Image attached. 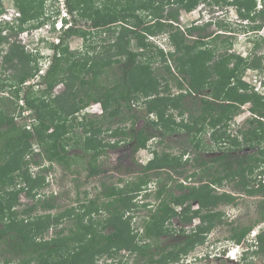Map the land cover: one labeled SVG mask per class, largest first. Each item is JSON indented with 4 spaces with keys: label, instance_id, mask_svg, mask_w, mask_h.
I'll return each mask as SVG.
<instances>
[{
    "label": "trees",
    "instance_id": "1",
    "mask_svg": "<svg viewBox=\"0 0 264 264\" xmlns=\"http://www.w3.org/2000/svg\"><path fill=\"white\" fill-rule=\"evenodd\" d=\"M46 1L15 0L21 13L15 19L17 25H7L9 32L4 34L3 26L7 23L0 25V44H8L2 62L15 71L13 76L0 78V88L8 85L12 96L0 97V254H10L0 264L15 260V264H123L121 252L133 257L131 264H172L202 244L209 231L223 222L218 204L235 203L237 198L234 193L217 190L224 184L247 195L263 197L258 204L259 217L250 225L234 228L229 236L232 241L241 242L255 223L264 221V182L261 180L264 94L246 83L241 74L247 67L262 70L264 66L260 57L248 60L240 54L229 53L232 41L228 40L226 45L225 39H221L225 51L211 64L207 61L218 43L211 48L206 46L205 38L211 33H206L205 28L213 21L186 29L175 23L180 10L189 12L201 2L235 6L253 21L264 17V5L257 11L256 0H65L71 16L69 26H81L77 31L83 38L85 55L75 58L70 54L69 30L65 29L60 42H50L54 49L52 60L38 73L41 57L27 52L15 37L35 25L27 22L39 21V12L43 11ZM36 2L38 6H34ZM50 2L57 3V0ZM217 22L218 27L224 28L221 30L227 31L225 22ZM260 27L261 24L249 26L252 30ZM97 30L107 32L110 37L107 45L94 44L91 40ZM193 32L196 38L189 43L187 36ZM160 33H166L172 51L164 52L154 42L145 41L147 35ZM220 34L225 33L217 32L211 37ZM151 47H155L156 54L150 57L147 53V58L144 52ZM58 52L59 56L55 57ZM156 58L165 62L161 71L151 63ZM171 59L173 70L168 63ZM36 76L38 82L25 86L21 95L34 113V120L27 128L15 121V115L17 109L21 115L18 99L23 83ZM167 77L175 81L177 92L173 93ZM59 83L64 88L54 93ZM34 85L43 88L34 91ZM186 96L191 97L195 106L184 105ZM91 102H99L102 112L88 117L83 110ZM245 104L250 115L232 134L228 128L230 122ZM140 120L143 124L137 128L136 122ZM208 130L209 138L222 150L215 157L203 159L195 152L190 157L187 147L179 154L153 149L152 158L130 171L135 172L131 179H119L123 184L107 185L102 181L100 194L87 202L81 201L56 214L32 215L37 208L49 211L57 206L53 195L36 197L47 184L41 172L49 170L50 165L36 172L31 170L30 162L39 164L26 158L32 157L34 150L50 163L69 169L75 162L74 155L68 152L73 140L74 146L90 155L89 175H96L102 171L97 164L98 157L107 149L117 148L120 142L131 144L134 155L147 147L151 138L184 132L188 136L186 142L202 150L208 146L201 141V135ZM245 148L257 149L247 153ZM191 161L201 173L194 170L184 175L183 167ZM162 172L166 175L164 178ZM151 173L159 177L154 190L156 205L148 207L140 229H134L131 211L140 207L136 197L149 196ZM174 175H184L186 179L196 176L199 183L190 185L179 181L172 185L168 181L174 180ZM20 192L32 199V204L17 208L22 205ZM194 203L196 208L192 207ZM142 205L147 207L150 203ZM172 205L181 208L175 210ZM94 214L103 216L94 218ZM63 219L68 220L69 226L58 228L46 238V233ZM173 219L177 220V226L172 228ZM194 219L199 222L193 224ZM166 234L181 238L170 242L163 239ZM256 240L257 248L242 257L246 259L245 264H251L250 260L247 263L251 254H264V229ZM100 258L104 259L101 263Z\"/></svg>",
    "mask_w": 264,
    "mask_h": 264
},
{
    "label": "rangeland",
    "instance_id": "2",
    "mask_svg": "<svg viewBox=\"0 0 264 264\" xmlns=\"http://www.w3.org/2000/svg\"><path fill=\"white\" fill-rule=\"evenodd\" d=\"M256 2L258 11V9H260V7L264 5V0H256ZM1 5L3 12L0 13V25L2 27L3 25H5V23H7L6 26H3L4 29L2 33L4 34L9 32V27L7 28V25H17L18 22L15 21V18L20 17L21 13L15 5V0H1ZM34 6H38V3H34ZM42 10L43 11L39 12V21L36 22L30 20L26 24L32 23L35 25L30 28H25L23 31H20L15 37V39L19 41V43L24 45V48L27 52L32 53L33 55L36 54L37 56L41 57L38 61V64L40 65V70L38 73L43 72L52 60L54 49L52 48V45H50L52 44L50 42H60V36L63 34V31L65 29L69 30L67 44L69 49L68 51L70 52V54H74L75 58H80L85 55L83 38L80 37L77 31L81 26H69L71 16L67 11L64 2H61V0H57V3L55 2L52 4L50 0H48L46 1V4L42 8ZM144 19L147 20L148 17H145ZM59 20H62L63 25L60 28H56L55 23ZM210 20L213 21L212 24L207 25V27L205 28L206 33H211L210 36L205 38L206 46L211 48V46H214L217 43L218 44L216 45L217 48L212 53V58L207 62L212 64L215 59L217 60L225 51V45L221 44H226L228 40H231L232 45L230 46L231 48L228 50L229 53L232 52L240 54L242 57H247L248 60L260 57V63L262 66H264V17L262 19L257 18L255 21H253L251 18H247L246 16H244L242 10L236 8L235 6L221 7L201 2L196 6V8L189 12L180 10L178 20L175 24L179 25L181 29H186L190 25H202ZM217 21L225 22L227 26V29L225 30L227 31L224 32L223 30H221L224 28L218 27ZM253 24H261V27L257 30H252L251 28H249V26ZM217 32L225 34H220L218 37L212 38V34H215ZM109 38L110 37L108 36L106 31L97 30L94 31L91 40L94 41V44L104 46L107 45V39ZM195 38V32L187 36V40L189 43H192ZM12 39H14V37H10V40ZM215 39L217 42L215 41ZM221 39H225V42L222 43ZM220 40L221 42H219ZM145 41L154 42L156 45L162 48L164 52L173 50V46L169 42L166 33H160L154 36L147 35ZM254 41H258V43L254 44ZM131 43L135 48V41L132 40ZM7 49L8 44H0V78L13 76L15 73L13 69L6 68V64H3L2 62V55ZM144 53L145 57L147 58V53L150 55V57H153V54H156V49L155 47H151L145 50ZM58 56L59 52L56 54L55 57ZM145 57H143V59ZM151 63L153 64V67H159L161 71V67L165 62H162L161 60L156 58L153 59ZM168 63L171 65V69L173 70L174 62L172 61V59L168 60ZM229 66H231V64H229ZM164 73L165 75H167L166 72ZM167 78L173 93L177 92L178 89L175 86V81L173 79H170L169 77ZM241 78L249 85H252L256 89H258L261 94H264V67L262 70L247 67L242 72ZM37 82V76L33 79H28L27 84H25L24 82L22 90L20 92V96L23 94V88H25L26 85H29V83ZM42 88V86H33V89H35L34 91H39ZM63 88V83L57 84L54 88V93L62 91ZM10 89L11 88L8 85L4 86L3 88H0V97L11 96ZM206 89L208 90L209 88L207 87ZM206 89L204 90V93L207 91ZM21 97L18 99V104H21V102L19 101ZM183 103L185 106L188 107L195 106L190 96H186L183 99ZM247 108L248 104L243 105L241 107L240 112L235 115L233 121L230 122L228 128L232 134H235L236 130L238 128H241L244 123V120L250 115V112ZM21 110L23 112V115L21 116H18L19 109L16 110L17 115H15V121L18 124H26L28 122V119H31V113L29 114V110H27L24 105L21 106ZM101 110V106L98 104V102H91L90 105L87 106L85 110H83V112L86 111L88 117H91L92 115L99 114ZM78 115L79 117H81L80 114ZM151 118L154 119L155 116L152 115ZM142 124L143 121L140 120L136 122L135 126L139 128ZM103 127H106V124H104ZM76 131L79 132L80 129L76 128ZM157 132L158 131H156V133ZM209 134L210 130L204 132L201 135V141L208 146L202 150H197L193 146L188 144L186 142L188 136L184 132L169 133L168 135H158L154 138H151L148 141L147 147L139 149L134 155L131 153V144L120 142L117 148L107 149L106 152H104L98 157L97 164L100 165L102 171L96 175H89V167L87 162L89 160L90 155L83 153L80 147L74 146L73 140L68 147V152L74 155L75 162L71 165L69 169H64L62 165L56 162L50 163L41 155L36 153V151L34 150V154L32 157L26 156L27 159L39 161V164H32V162H30L31 170L36 172V170L39 171L41 167H46L50 165L49 170L47 169L46 171L41 172L43 175H45V182L47 184L44 188L38 191L39 194L36 197L41 196L40 198L42 199L43 197H50L53 195L57 206L49 211L37 208L34 212H32V215H41L47 212L56 214L65 209L66 207L78 205L81 201L87 202L89 198H94L95 196L100 194L102 189V181H105L107 185H117L118 183L120 185L123 184V182H120L119 179H131V177L134 176L135 172L130 171H134L138 167V164H144L146 163V161L152 158L153 149H156L159 152L165 150L173 154H179L182 149L187 147V149L189 150L188 154L190 157H193L195 155L194 152L197 153L199 157L203 159L215 157L219 155L222 150H220L218 145L209 138ZM108 139L109 138H106V140ZM35 149L39 150L38 147H36ZM256 149L257 148H245L244 152L249 153ZM239 153L243 152L240 151ZM183 169L185 171L184 175L189 174L194 170H198V172L201 173L200 168L193 165V161L188 162V164H186ZM184 175L182 177L174 175V180L168 182H171L172 185L179 181L190 185H197L199 183L198 178L196 176L186 179L184 178ZM165 176L166 175L164 174V172H162L161 177L164 178ZM258 177L259 176H257V178ZM150 178L152 180L149 182L148 185L149 196L146 198L141 196L136 197L135 202L140 207L133 208V211H131L134 215V218L132 220L134 229H136L137 227L140 229L143 217L147 215V210L149 209L148 207L153 208L156 205V200L154 198V190L156 186H158L157 179L159 177L156 173H151ZM262 179H264V175L262 176ZM217 190L229 191L231 193H234L237 196V198L235 199V203L218 204L217 209H220L222 211L223 222L219 223L209 231L205 238V241L202 244L195 246L190 252H188L185 257L181 256L178 261H175L172 264H244L245 260L239 258V252H236L237 259L234 261L223 257L220 259H216V254L214 253L212 254L213 257L210 258H208V256L207 258H205V255L207 254V251L210 250L216 253L225 254L226 251L223 252L222 249L218 248V246L221 245V243L231 241L229 240V236L233 233L234 228L238 229L242 226L250 225L259 217L258 204L260 203V199L263 197L260 194L247 195L242 191L234 190L232 189V186L230 184H224L220 188H217ZM174 193H177V191L174 190ZM19 200L21 201L22 205L17 206V208L25 207L26 204L30 205L33 202V200L26 197L23 192L19 193ZM144 202L150 203V205L147 207H143L142 203ZM173 207L175 210L180 209V206L178 205H174ZM192 207L196 208L195 203ZM102 216L103 214H101V216L94 214V218ZM195 221L198 222V219H196ZM176 222L177 220L173 219L172 223L170 224V227L173 228L177 226ZM68 226V220L63 219L59 224H57L56 227L51 228L49 232L46 233V238L52 236L55 231L58 230V228ZM186 228L188 230L189 227ZM253 228L262 231L264 229V223L257 222L254 224ZM180 238L181 236H178L177 234L163 235V239H166L170 242H174L175 240H178ZM213 246L214 249H212ZM216 248L218 249L216 250ZM121 255H123V257L121 258L125 264H131L133 262V257L127 255L126 252H121ZM5 256L10 257V254H0V261H3ZM119 258L120 256H118L116 259L118 260ZM249 259L251 260V264H264V254L257 255ZM98 260L99 263H101V261H104L103 258H100ZM16 261L17 260L13 261L11 264H15Z\"/></svg>",
    "mask_w": 264,
    "mask_h": 264
},
{
    "label": "clouds",
    "instance_id": "3",
    "mask_svg": "<svg viewBox=\"0 0 264 264\" xmlns=\"http://www.w3.org/2000/svg\"><path fill=\"white\" fill-rule=\"evenodd\" d=\"M17 16H19V15H17ZM18 17H16L15 19H17ZM62 20H59V21H57L56 23H55V27L56 28H60V27H62ZM55 42V41H54ZM24 100V99H23ZM25 102V101H24ZM98 104L100 105V103L98 102ZM89 106V105H88ZM101 106V105H100ZM101 112H102V110H101ZM100 112V113H101ZM32 116H34L33 115V112H32ZM264 175V174H263ZM262 175V176H263ZM262 176H261V180H262V182H264V179H262ZM197 203H195V205H196ZM196 207H197V205H196ZM181 208V207H180ZM196 219H194L193 221H194V224H196V223H198L199 222V220H198V222H196L195 221ZM263 223H264V221H263ZM260 231L259 230H257V229H255V228H253L252 227V229L250 230V232L247 234V236L241 241V242H238V243H236V242H234V241H232L231 239H229V240H231L230 242H225V243H221V245H219L218 246V248H220V249H222V251L224 252V251H226V253L225 254H220V253H216V252H213L212 250H210V251H207V254L205 255V258H207V256H208V258H210V257H213L212 256V254L214 253V254H216L215 256L216 257H218V256H223V258H227V259H230V260H232V261H234V260H236L237 258H236V252L238 253L239 252V258H241V259H243L242 257H243V255H244V253L245 252H248V251H253V250H255L256 248H257V240H256V236H257V234L259 233ZM218 248H216V250L218 249ZM212 249H214V246L212 247ZM227 249H228V251H227ZM252 253V252H251ZM187 255V254H186ZM186 255H184V257L186 256ZM257 255H262V254H251L250 256H249V258H252V257H255V256H257ZM247 259V263L249 262V260L250 259ZM243 260H245V262H244V264L246 263V259H243ZM251 261V260H250Z\"/></svg>",
    "mask_w": 264,
    "mask_h": 264
},
{
    "label": "built area",
    "instance_id": "4",
    "mask_svg": "<svg viewBox=\"0 0 264 264\" xmlns=\"http://www.w3.org/2000/svg\"><path fill=\"white\" fill-rule=\"evenodd\" d=\"M61 2H64V5H65V0L63 1V0H61ZM27 82H28V80L25 82V84H27ZM30 84H32V83H29V85ZM27 86V85H26ZM21 99H23L22 97H21ZM19 100L20 102H21V104L19 103V105L20 106H22V105H24L25 106V108H27V110H29V114H30V116H31V119H28V122L25 124V126L28 128L29 127V125H30V122L32 121V120H34V117L32 116V110L30 109V108H28L27 106H26V104H25V102H24V100ZM17 115V114H16ZM21 115H23V112H22V110H21ZM20 114H19V112H18V116H21ZM15 118H16V116H15Z\"/></svg>",
    "mask_w": 264,
    "mask_h": 264
},
{
    "label": "flooded vegetation",
    "instance_id": "5",
    "mask_svg": "<svg viewBox=\"0 0 264 264\" xmlns=\"http://www.w3.org/2000/svg\"><path fill=\"white\" fill-rule=\"evenodd\" d=\"M223 256L221 255V256H218V257H216V259H220V258H222Z\"/></svg>",
    "mask_w": 264,
    "mask_h": 264
}]
</instances>
